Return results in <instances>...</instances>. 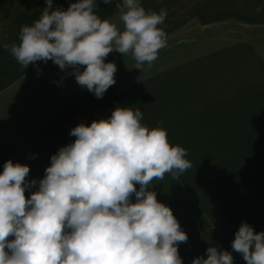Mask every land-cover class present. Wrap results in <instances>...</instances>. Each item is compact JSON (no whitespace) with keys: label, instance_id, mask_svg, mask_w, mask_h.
I'll return each mask as SVG.
<instances>
[{"label":"clouds","instance_id":"9594fccd","mask_svg":"<svg viewBox=\"0 0 264 264\" xmlns=\"http://www.w3.org/2000/svg\"><path fill=\"white\" fill-rule=\"evenodd\" d=\"M52 2L22 26L18 44L0 46L23 69L49 60L72 68L76 82L97 98L116 83L109 53L131 52L140 69L167 46L160 27L166 9L148 12L141 0H118L121 30L97 15L98 0H71L67 9H52ZM142 119L138 108L117 106L107 119L77 124L69 132L74 141L50 156L39 180L28 179L27 164L4 162L0 264H184L178 245L188 235L152 185L192 165L183 147L170 145L166 129L149 128ZM231 243L246 264H264V231L242 221ZM205 251L190 264H234L231 252L212 243Z\"/></svg>","mask_w":264,"mask_h":264},{"label":"crops","instance_id":"0c3cea01","mask_svg":"<svg viewBox=\"0 0 264 264\" xmlns=\"http://www.w3.org/2000/svg\"><path fill=\"white\" fill-rule=\"evenodd\" d=\"M70 2L53 0L52 9H67ZM117 2L105 5L98 0L95 11L122 30ZM45 4L46 0H0V45L18 44L22 26L38 19ZM141 4L148 12L167 10L160 27L168 38L193 25L181 40L185 42L181 66L189 88L198 89V99L192 113L184 117L181 141L191 168L198 169L199 186L192 192L191 186L183 185L187 192L181 190L176 195L172 176L165 174L164 180L171 186L164 185L165 190L156 193L188 235L187 242L178 245L179 254L184 264H190L198 255L206 257L205 250L212 243L218 250L231 252L234 264H246L231 242L242 221L254 231H264V102L261 112L255 110L264 98V44L254 43V39L264 41V0H141ZM233 24L259 31L250 38L253 42L230 34V41L222 43L220 27L230 26L231 33ZM224 73L229 74V81L223 82ZM74 78L72 68L61 70L51 60L23 69L0 46V171L4 162L13 158L10 152L19 149L15 138L23 131L39 136L50 127L56 137L69 144L75 139L69 134L72 127L90 122L89 117L93 121L111 115L112 100L120 98L108 97L103 113L95 119L99 102L80 97ZM64 87L72 93L63 97L57 91ZM224 87L230 89V96L221 98L217 90ZM203 89L212 91L203 93ZM257 89L262 90L261 97L255 93ZM25 98L29 100L18 103ZM13 99H17L16 109L11 108ZM57 151L55 148L53 152ZM47 160L49 165L50 157ZM40 175L44 176L41 169L30 168L28 179L39 180L36 177ZM152 190L157 191V186Z\"/></svg>","mask_w":264,"mask_h":264},{"label":"rangeland","instance_id":"374dc122","mask_svg":"<svg viewBox=\"0 0 264 264\" xmlns=\"http://www.w3.org/2000/svg\"><path fill=\"white\" fill-rule=\"evenodd\" d=\"M192 27L193 25H187L184 29L181 30L182 33L177 34L174 37H167V46L159 50L158 59L155 60L151 64V66L144 64L140 69L135 68L134 66L136 64V61L131 52L124 55L116 51L109 53L105 58L106 62L111 61L115 63L117 67V71L115 73L116 83L113 85L115 88L111 89L112 86L109 87L102 98H97L92 92L86 90V87H81L79 85L78 94L80 97L88 102L92 101L93 98H95L97 102H99L96 103L95 119L99 114L103 113V102L105 104H108V97H117L120 99L112 100V103L110 104L111 108L109 107L111 110H113L117 106H127L132 108L133 110H136L138 108L143 114V119L141 120L142 124L146 125L149 128L162 127L166 129L167 139L170 145H179L182 147L183 143L181 139L183 126L185 123L184 117L188 116V113H192L193 105L197 103L198 99V89L189 88V83L185 80L184 77V68L181 66L183 60V44L185 43L181 40L185 38L184 34H186L187 36L189 35V32L185 31H189V28L190 30H192ZM220 28V41H223L222 43L224 44L225 42L227 43L230 41V37H232L231 35H235V37H238L239 39L251 40L250 38H252V36H255L259 31L256 27H254V29H251L246 26L234 24L233 31L231 33L230 26H227L226 28H224V26H221ZM259 36L260 38H262L261 35ZM197 40L198 39L196 38V41ZM254 43H256L257 45L258 43L262 45L264 44V41L262 39H254ZM167 56L171 59L167 58ZM172 65H174L173 67L176 68L172 69ZM223 77V82L230 80L228 73H224ZM113 90H115V92ZM205 90L208 89H203V93H205ZM11 91L12 89L10 88V94ZM53 91L49 90V92ZM210 91L212 90H208V92ZM59 92H61V96H65L69 95V93H72V90L70 88L64 87L62 90L57 91V93ZM217 92L221 96V98L230 96V89L225 87L222 89H218ZM255 93L261 97L263 92L262 90L257 89L255 90ZM26 97L29 98V93L26 94ZM25 99L26 100H22L18 103L22 105V102L29 100L27 98ZM16 101L17 99L12 100L11 108H18L17 105H15ZM263 102L264 98L261 99L260 107H257L256 105L255 110L261 112L259 108L262 107ZM105 107L107 106L105 105ZM49 111L51 110L48 108V114L50 113ZM89 119L90 122H86L85 124L91 123L92 118L89 117ZM52 130L53 129H51L50 127H47L45 132L41 133V135L39 136L30 134V130L23 131L20 136L16 135L15 140L17 144L20 145H18L19 149L15 147L13 151L10 152L11 154H14L11 160L13 162L27 164L29 168H34L36 171L41 169L42 173H44V170L48 165L47 159H49V157L54 154L53 151L55 150V148L59 149L60 147L67 145L65 140L63 138L56 137ZM21 148L23 151L21 150ZM170 176H172V180L175 183V185H173L175 186L174 194L177 195V192H181V190L187 192V190L183 188V185H186L187 187L191 186L190 191L192 192L197 191L199 186V175L197 168H191L190 170L187 169L178 177H174L172 174H170ZM42 177L43 176L40 175L36 178ZM188 181L190 182V185L186 183ZM169 184H167V182L163 178V180H154L152 187L157 186V191L154 192L160 193L165 190V188H163L164 185ZM136 187L137 189H139V186ZM35 190L36 186H33V188L31 189H26L25 195L30 194L31 191Z\"/></svg>","mask_w":264,"mask_h":264}]
</instances>
